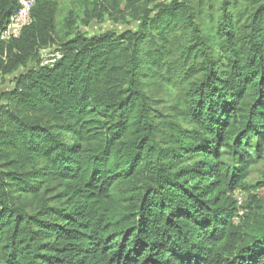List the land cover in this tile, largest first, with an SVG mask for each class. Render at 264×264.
Listing matches in <instances>:
<instances>
[{
  "label": "trees",
  "instance_id": "obj_1",
  "mask_svg": "<svg viewBox=\"0 0 264 264\" xmlns=\"http://www.w3.org/2000/svg\"><path fill=\"white\" fill-rule=\"evenodd\" d=\"M34 1L0 44V264H264V0H114L133 28L63 37Z\"/></svg>",
  "mask_w": 264,
  "mask_h": 264
},
{
  "label": "rangeland",
  "instance_id": "obj_2",
  "mask_svg": "<svg viewBox=\"0 0 264 264\" xmlns=\"http://www.w3.org/2000/svg\"><path fill=\"white\" fill-rule=\"evenodd\" d=\"M57 3V29L56 35L63 37L65 35L64 22L72 18L75 21L76 28L83 34L88 36L104 33L106 31H125L135 26L130 12L126 9L125 3L121 7L116 6L114 0H108L105 3L106 11H102L103 15L99 16L92 13L93 0H54ZM165 1V0H159ZM54 56V47L41 50L39 52V60L42 63L49 61ZM6 57V50L2 56ZM31 65V64H29ZM13 75L0 76V94L9 90L12 85ZM264 180V159L256 165L251 173L248 181L250 185H254ZM242 196L243 206L250 202L248 193H240ZM260 195L264 196V190ZM242 206V207H243ZM244 210V209H243ZM245 211V210H244Z\"/></svg>",
  "mask_w": 264,
  "mask_h": 264
},
{
  "label": "built area",
  "instance_id": "obj_3",
  "mask_svg": "<svg viewBox=\"0 0 264 264\" xmlns=\"http://www.w3.org/2000/svg\"><path fill=\"white\" fill-rule=\"evenodd\" d=\"M19 5L18 11L11 16L7 26L0 33V44H8L9 42L19 39L23 30L28 27L31 22L32 10L35 6L34 0H16ZM59 57V55L53 56ZM54 60L46 61L43 64H52ZM235 198L239 206L243 204L242 196L239 192H236ZM242 214V212L240 213Z\"/></svg>",
  "mask_w": 264,
  "mask_h": 264
}]
</instances>
